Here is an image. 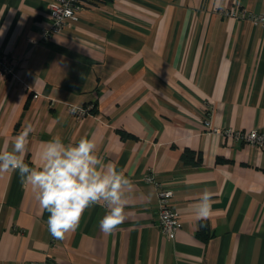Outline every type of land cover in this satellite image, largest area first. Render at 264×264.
I'll use <instances>...</instances> for the list:
<instances>
[{"label": "crops", "instance_id": "1", "mask_svg": "<svg viewBox=\"0 0 264 264\" xmlns=\"http://www.w3.org/2000/svg\"><path fill=\"white\" fill-rule=\"evenodd\" d=\"M50 1L0 0V55L14 63L0 75V152L28 125L29 166L54 136L88 137L133 187L113 234L97 204L56 240L31 186L0 173V264H264V148L203 123L264 133V23L250 17L264 0H81L78 19L44 37ZM148 172L172 191V238ZM205 189L214 202L199 219Z\"/></svg>", "mask_w": 264, "mask_h": 264}, {"label": "clouds", "instance_id": "2", "mask_svg": "<svg viewBox=\"0 0 264 264\" xmlns=\"http://www.w3.org/2000/svg\"><path fill=\"white\" fill-rule=\"evenodd\" d=\"M66 15L71 14L68 9ZM3 29H0V36ZM73 106V111H77ZM32 126L28 125L15 136L12 150L0 152V173L18 172L22 182L30 185L41 212L49 213L48 231L56 240L79 227L83 213L100 204L108 211L99 221L105 235L113 234L125 219L127 192L132 181L116 166L105 164L97 155L94 139L82 137L76 144L65 145L59 135L43 143L39 154L41 163L29 166L24 153L29 144ZM214 193L205 189L194 206L199 219L210 215Z\"/></svg>", "mask_w": 264, "mask_h": 264}, {"label": "built area", "instance_id": "3", "mask_svg": "<svg viewBox=\"0 0 264 264\" xmlns=\"http://www.w3.org/2000/svg\"><path fill=\"white\" fill-rule=\"evenodd\" d=\"M81 0H51L48 3L49 14L51 17L50 28L43 34L47 37L49 33L60 30L65 25L66 19L77 20L79 17ZM70 9L71 14L66 15V10ZM224 11V10H222ZM253 21L264 23V14H251ZM14 73V63L4 55H0V75L7 76ZM34 97L37 94L33 95ZM75 111L77 116H82L89 112L90 106L77 107ZM73 110V107L71 108ZM204 126L211 132L231 136L234 139H242L258 148H264V133L261 130L253 129L248 132L241 130H234L231 128H218L211 124L210 117L206 115L203 120ZM147 182L154 184L157 195V213H158V227L163 236L172 238L180 226L177 214L171 207L170 198L172 191L164 187L160 182L155 180L153 173L148 172L143 176Z\"/></svg>", "mask_w": 264, "mask_h": 264}, {"label": "trees", "instance_id": "4", "mask_svg": "<svg viewBox=\"0 0 264 264\" xmlns=\"http://www.w3.org/2000/svg\"><path fill=\"white\" fill-rule=\"evenodd\" d=\"M193 155H194V152L190 151V150H185L184 153H183L184 159H189L192 162L194 161Z\"/></svg>", "mask_w": 264, "mask_h": 264}]
</instances>
